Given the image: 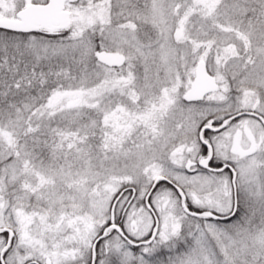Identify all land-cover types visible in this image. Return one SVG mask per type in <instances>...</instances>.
Returning <instances> with one entry per match:
<instances>
[{
    "label": "snow or ice",
    "instance_id": "obj_1",
    "mask_svg": "<svg viewBox=\"0 0 264 264\" xmlns=\"http://www.w3.org/2000/svg\"><path fill=\"white\" fill-rule=\"evenodd\" d=\"M0 264H264V0H0Z\"/></svg>",
    "mask_w": 264,
    "mask_h": 264
}]
</instances>
